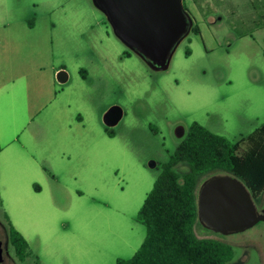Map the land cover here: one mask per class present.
Listing matches in <instances>:
<instances>
[{
  "label": "rangeland",
  "instance_id": "374dc122",
  "mask_svg": "<svg viewBox=\"0 0 264 264\" xmlns=\"http://www.w3.org/2000/svg\"><path fill=\"white\" fill-rule=\"evenodd\" d=\"M184 4L200 34L179 44L167 71L154 72L114 36L91 0H0V55L13 78L3 91L4 125L14 123L22 140L31 141L35 129L55 126L49 114L61 101L80 106L85 136L56 137L55 143L63 149L93 146L80 162L57 161L54 180L21 162L15 184L3 176L0 240H8L6 215L29 246L19 262L9 245L13 260L5 264H116L131 258L146 235L137 212L176 149L173 127L196 122L236 143L264 123V27L256 29L264 0H199L194 11ZM80 55L95 64L85 81L78 75L86 64ZM60 62L71 76L66 86L55 84L64 92L29 115L28 103L49 89L54 73L48 69ZM112 105L121 106L125 117L109 138L99 113ZM194 231L231 246L228 264H264V222L229 236L199 223Z\"/></svg>",
  "mask_w": 264,
  "mask_h": 264
},
{
  "label": "trees",
  "instance_id": "16d2710c",
  "mask_svg": "<svg viewBox=\"0 0 264 264\" xmlns=\"http://www.w3.org/2000/svg\"><path fill=\"white\" fill-rule=\"evenodd\" d=\"M183 5L188 12L184 2ZM256 26L257 30L264 27L261 16ZM191 33L199 35V27L194 25ZM104 132L110 138L114 136L110 130ZM216 174H229L243 181L254 202L262 205L264 123L232 143L192 122L137 212L136 222L146 231L142 244L131 258L118 259L116 264H228L233 258L231 246L211 238H198L194 231L198 225L199 181L205 175ZM3 218L14 254L19 262H24L29 254L28 243L8 217Z\"/></svg>",
  "mask_w": 264,
  "mask_h": 264
},
{
  "label": "water",
  "instance_id": "95a60500",
  "mask_svg": "<svg viewBox=\"0 0 264 264\" xmlns=\"http://www.w3.org/2000/svg\"><path fill=\"white\" fill-rule=\"evenodd\" d=\"M103 14L114 36L150 70L165 72L179 44L192 31L193 20L185 10L184 0H91ZM59 85L69 82L65 69L55 73ZM124 117L119 105L101 113V123L107 130L118 128ZM183 126L175 129L182 138ZM148 168L156 164L150 161ZM198 223L206 230L221 236L245 232L264 222V208L259 212L245 183L229 174H216L201 184L197 195ZM10 241L0 240V264L3 252L9 253Z\"/></svg>",
  "mask_w": 264,
  "mask_h": 264
},
{
  "label": "crops",
  "instance_id": "0c3cea01",
  "mask_svg": "<svg viewBox=\"0 0 264 264\" xmlns=\"http://www.w3.org/2000/svg\"><path fill=\"white\" fill-rule=\"evenodd\" d=\"M199 0H184L187 6H189V10L194 11L197 6V2ZM200 29V28H199ZM84 60H86L85 66H79L78 75L82 80H87L90 75V70L95 69V64L92 59H86V55H80ZM77 57V56H76ZM78 59L80 57L78 56ZM83 60V59H82ZM80 59V61H82ZM83 62V61H82ZM64 62H60L57 67L50 66L48 69V73L52 71L54 73V81L53 78L49 77V89L47 91H41L34 101L28 103V111L29 115H32L34 111H40L43 108L47 107V104H52L50 99L54 102L57 100L58 96H60L64 89L60 91H56V81H55V73L60 69H65L69 74L70 73L66 67ZM10 74L5 72L3 69V55H0V197L3 195V176H7V178H12V183L15 184L17 182L16 174L19 173L17 171V165L19 162L25 163L28 166V169H33L35 172H42L45 178L56 179L58 173H54L53 166L57 161L67 160L68 162H80L82 157L88 149L93 148V146L88 147L85 143L78 145L73 149H63L55 143L56 137L65 136L67 138H76L79 136H85L82 133L85 131L84 123L85 119L80 114V106L74 107L73 105L65 102H56L55 107L50 112L49 117H52V121L54 124H50L48 129H35L30 133L31 141L27 139H23L21 137L22 131L15 129L14 123L10 126L4 125L3 119V91L6 85L13 81V78H8ZM22 77V76H21ZM21 77H16L21 78ZM91 79V78H90ZM94 81L96 80L93 77ZM69 83V82H68ZM67 83V84H68ZM66 84V85H67ZM66 85H59L60 87H64ZM88 86L90 90L96 89V85L91 80L88 82ZM93 109H96L97 106L95 104L92 105ZM102 113V112H101ZM101 113H99V121L101 123ZM64 116L63 124H59L61 117ZM93 121H96L95 115L91 118ZM105 130V128H104ZM25 176L28 172L24 173ZM49 176V177H47ZM12 184V188H14ZM39 190V188H38ZM37 190V191H38Z\"/></svg>",
  "mask_w": 264,
  "mask_h": 264
},
{
  "label": "flooded vegetation",
  "instance_id": "af4514ba",
  "mask_svg": "<svg viewBox=\"0 0 264 264\" xmlns=\"http://www.w3.org/2000/svg\"><path fill=\"white\" fill-rule=\"evenodd\" d=\"M194 26V25H193ZM200 30V29H199ZM152 71V70H151ZM121 107V106H120ZM123 109V108H122ZM124 111V110H123ZM124 117H125V112H124ZM191 125V124H190ZM179 126H183L184 127V129H185V134H184V136L182 137V138H177L176 136H175V129L177 128V127H179ZM188 128L189 127H187V126H185L184 124H182V123H177L174 127H173V129H172V134H173V136H174V138H175V141H176V147L178 146V144L184 139V137L186 136V134H187V132H188ZM154 131L155 132H157V129H154ZM113 132V131H112ZM114 133V132H113ZM115 135V134H114ZM114 137V136H113ZM112 137V138H113ZM110 138V137H109ZM200 186H201V184L197 187V190H196V194L198 195V191H199V188H200ZM255 205H256V207H257V210L259 211V212H261V211H263V207H261V204H256L255 203ZM6 241H7V239H6ZM5 244V243H4ZM3 244V245H4ZM10 260V261H12L13 259L10 257V255H9V253H6L5 252V250H4V252H3V262L1 263V264H5L6 263V261L7 260Z\"/></svg>",
  "mask_w": 264,
  "mask_h": 264
}]
</instances>
